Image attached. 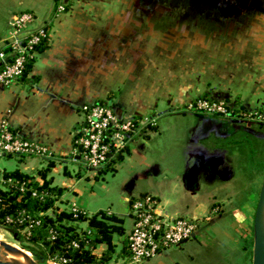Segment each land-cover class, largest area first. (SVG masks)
Instances as JSON below:
<instances>
[{
    "label": "crops",
    "instance_id": "1",
    "mask_svg": "<svg viewBox=\"0 0 264 264\" xmlns=\"http://www.w3.org/2000/svg\"><path fill=\"white\" fill-rule=\"evenodd\" d=\"M52 9L53 0H0V49L16 14L50 24L48 45L35 53L26 80L0 84V126L50 156L1 155L15 162L0 170L60 188L51 214L110 216L118 228L107 260L124 251L131 201L151 195L163 213L200 225L145 264H249L264 122L245 115L264 116V0H73L65 12ZM203 96L231 102L240 114L184 111ZM102 99L120 120H139L140 133L112 169L90 173L72 160V147L82 108ZM94 187H114V200L92 201ZM106 249L100 243L92 253L98 258Z\"/></svg>",
    "mask_w": 264,
    "mask_h": 264
},
{
    "label": "built area",
    "instance_id": "2",
    "mask_svg": "<svg viewBox=\"0 0 264 264\" xmlns=\"http://www.w3.org/2000/svg\"><path fill=\"white\" fill-rule=\"evenodd\" d=\"M58 10H62L60 6ZM44 23L37 24L31 12H20L15 15L6 42L0 49V84L13 85L15 78L21 73L25 59L30 55L29 50L44 35ZM12 60L7 61L10 57ZM84 125L76 134L72 147V160L78 162L87 172L96 173L108 161V157L123 149L139 132L131 119L120 120L112 110L97 103L84 106ZM192 114L206 116L217 115L227 117V103L222 100L210 102L200 99L188 102L183 108ZM229 116V117H228ZM249 119L264 122V116L253 115ZM111 127L110 140L103 142L104 132ZM128 133V134H127ZM24 156L47 158L49 151L46 147L22 138L5 125L0 126V156ZM0 170V190H6L12 178L4 179ZM130 213L133 216V226L128 234V254H117L113 259L101 264H145L155 257L163 247L181 244L199 228L200 220L191 217H171L160 209L157 200L151 196L137 197L131 203ZM7 222H11L9 217ZM76 246V243H73ZM47 264H65L67 259L53 255L45 258Z\"/></svg>",
    "mask_w": 264,
    "mask_h": 264
},
{
    "label": "trees",
    "instance_id": "3",
    "mask_svg": "<svg viewBox=\"0 0 264 264\" xmlns=\"http://www.w3.org/2000/svg\"><path fill=\"white\" fill-rule=\"evenodd\" d=\"M72 2L73 0H53V13L65 12ZM60 6L62 10H58ZM42 29L44 35L29 50L30 55L25 59L22 71L15 78L14 84L26 80L31 64L34 61L35 53L47 47L49 42V21L44 23ZM11 60V56L7 58L8 62ZM200 99H206L210 102L216 101L206 96L199 97L194 101ZM222 101L227 103V112L230 117H233L235 114H240L237 112L239 110L233 108V103L225 100ZM95 103L110 108L108 99L98 100ZM260 114L256 112L251 116ZM209 116L215 117L217 115ZM245 117H249V115H245ZM220 118L228 119L227 117ZM131 120L135 126L139 127V120L135 118ZM110 129L111 127L104 132L102 136L103 142L110 140L108 136L110 134L108 130ZM77 136L75 134L74 139ZM123 151L121 149L117 153L109 156L106 164L97 173H103L112 169L120 161ZM42 171L39 170L38 174L41 175ZM3 177L4 179L12 178L15 181L7 184L6 190H0V225L4 226L9 233L16 234L18 240H28L36 245L38 249L33 246L26 247L36 258L41 256L47 258L58 255L67 259L65 264H101L108 261V254L113 252L111 245L112 233L118 228L108 222L110 216H106L101 212L88 217L81 211L55 213L54 210V213L51 214L49 211L53 208L55 200L62 192L60 188L51 186L49 180H44L42 183H39L35 179V175H27L18 171L4 172ZM144 196L146 195L138 197L141 198ZM9 217L12 219L11 222L6 221ZM116 220L119 221L118 218ZM74 221H87L89 226L88 230H77V227L72 224ZM22 230H25V232H22ZM73 243H76V246H73ZM100 243H105L107 249L103 256L97 258L92 251ZM120 254H128L127 242L124 251H121Z\"/></svg>",
    "mask_w": 264,
    "mask_h": 264
},
{
    "label": "water",
    "instance_id": "4",
    "mask_svg": "<svg viewBox=\"0 0 264 264\" xmlns=\"http://www.w3.org/2000/svg\"><path fill=\"white\" fill-rule=\"evenodd\" d=\"M168 215L167 213H164ZM253 240L251 252V264H264V177L260 186L257 203L255 207L253 224ZM18 240L16 234L12 235ZM7 256L22 258L23 263L15 258L8 259ZM0 264H47L43 256L33 260L23 249L14 245L0 241Z\"/></svg>",
    "mask_w": 264,
    "mask_h": 264
},
{
    "label": "rangeland",
    "instance_id": "5",
    "mask_svg": "<svg viewBox=\"0 0 264 264\" xmlns=\"http://www.w3.org/2000/svg\"><path fill=\"white\" fill-rule=\"evenodd\" d=\"M170 1L172 2V0H170ZM168 9H170V6H168ZM205 117H209V116H205ZM1 159H0V167L1 166H4V163H6L7 164V165H5L6 168L7 167L10 168V166L13 165V162H15L13 159H9L6 162L1 161ZM26 159L38 160V158H36V157H27V156H26ZM1 168H3V167H1ZM93 190L95 192V195H94V198H91L92 201H102V200L112 201V200H114V198L116 196V190L114 189V187L110 188V190L108 192H106V191H101L100 192V189L99 188H96V187H94ZM25 230L24 231L22 230V232H25ZM4 233H5V236H4ZM0 234H1L2 238H3V240H5L7 242H11L12 244L14 243L13 245L15 247H17V248L19 247V248L23 249L33 260H36L37 259L33 255V253L26 248L27 246H33L34 248L38 249V247L36 245L32 244L28 240H23V239H21V240H15L13 238V236H12L13 234L9 233L4 228V226H2V225H0ZM7 258L8 259H11V258H15V257L7 256ZM15 259H17V260H19V261H21L23 263H26V261L24 259H22V258H15ZM249 264H251V255L250 254H249Z\"/></svg>",
    "mask_w": 264,
    "mask_h": 264
},
{
    "label": "bare ground",
    "instance_id": "6",
    "mask_svg": "<svg viewBox=\"0 0 264 264\" xmlns=\"http://www.w3.org/2000/svg\"><path fill=\"white\" fill-rule=\"evenodd\" d=\"M2 234V233H1ZM1 234H0V241H4V242H6V243H9V244H11V245H13L11 242H7V241H5V240H3V238H2V236H1ZM7 235V234H6ZM4 236H5V233H4ZM17 246V245H16ZM19 248V247H18ZM21 249V248H20Z\"/></svg>",
    "mask_w": 264,
    "mask_h": 264
}]
</instances>
